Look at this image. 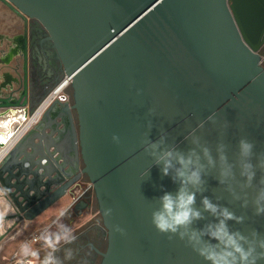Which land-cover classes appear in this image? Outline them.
I'll use <instances>...</instances> for the list:
<instances>
[{
    "label": "water",
    "instance_id": "obj_1",
    "mask_svg": "<svg viewBox=\"0 0 264 264\" xmlns=\"http://www.w3.org/2000/svg\"><path fill=\"white\" fill-rule=\"evenodd\" d=\"M3 1L24 20L13 51L22 54L24 69L21 95L14 89L0 96V114L15 108L19 132L56 87L33 102L29 18L48 30L65 76L72 77L74 100L66 93L55 98L2 157L0 188L11 205L3 220L14 221L0 229V243L66 195L79 200L77 207L88 205L84 194L77 195L87 180L108 234L106 250L98 249L100 264H207L184 241L153 226L157 198L175 193L178 185L153 166L141 140L166 133L168 144L186 152L194 134L214 157L217 144H225L234 163L238 141L247 138L257 163L264 153V0ZM235 172V180L221 184L219 166L209 167L196 206L208 196L244 217L241 224L229 222L233 230L264 235V215H255L252 203L264 172L257 168L253 187L243 190ZM229 188L241 198L234 199ZM245 199L248 206L242 207ZM205 217L194 226L213 220Z\"/></svg>",
    "mask_w": 264,
    "mask_h": 264
},
{
    "label": "clouds",
    "instance_id": "obj_2",
    "mask_svg": "<svg viewBox=\"0 0 264 264\" xmlns=\"http://www.w3.org/2000/svg\"><path fill=\"white\" fill-rule=\"evenodd\" d=\"M154 109L149 114L154 113ZM151 121L148 122L149 129ZM113 141L119 143V137L113 135ZM192 147L186 152L180 151L175 145L167 142V134L162 133L159 139L153 140L147 135L141 140L144 153L153 160V166H159L163 176H171L172 181L178 185L175 193L165 191L157 198L158 207L151 214V221L155 229L168 235L169 239L178 237L191 247L207 264H258L264 261V235L253 230L244 234L240 230H233L229 222L243 223L244 217L237 216L226 206L214 203L208 196H202L201 207H197V194L205 191L204 176L209 167L219 166V180L221 184H227L236 179L235 169L238 168L239 176L243 179L241 190L252 188L256 178V169L264 172V153L253 164L255 144L247 139L238 141V155L236 161L230 162L226 155V145L219 143L216 146V156L212 149L201 142L196 135L190 137ZM150 168L141 174V178L149 175ZM234 199H240L233 189L229 188ZM7 190L0 188V222L9 211L11 205L4 199ZM255 215H264V176L259 180L252 200ZM248 201L244 200L242 207H247ZM111 209L105 214L110 215ZM205 213L213 217L212 221L202 227H195L197 222L205 220ZM64 213H60L63 217ZM60 217L53 224L45 228L33 241H25L19 248V259L16 264H61L55 255L60 250V245L71 244L76 237L72 229L60 222ZM55 227V231L51 227ZM115 231L124 234V230L116 226ZM41 242L46 254L41 259L40 251L32 245ZM72 250H65V258H72Z\"/></svg>",
    "mask_w": 264,
    "mask_h": 264
},
{
    "label": "bare ground",
    "instance_id": "obj_3",
    "mask_svg": "<svg viewBox=\"0 0 264 264\" xmlns=\"http://www.w3.org/2000/svg\"><path fill=\"white\" fill-rule=\"evenodd\" d=\"M23 23L22 17L3 0H0V96H8L14 89H17L15 92L19 96L22 93L19 87L21 73L24 69L23 56L22 54L15 55L13 51L17 44V37L22 32ZM8 53H10V56L6 62L5 58ZM69 82V77L63 79L53 90L51 98L58 96L69 85ZM51 98L35 112L29 121L23 124L19 132L15 131L22 123L16 121L19 113L16 112L15 108H11L9 113H5V115L0 114V141L6 143L3 147H0V158L6 154L20 135L40 119Z\"/></svg>",
    "mask_w": 264,
    "mask_h": 264
},
{
    "label": "flooded vegetation",
    "instance_id": "obj_4",
    "mask_svg": "<svg viewBox=\"0 0 264 264\" xmlns=\"http://www.w3.org/2000/svg\"><path fill=\"white\" fill-rule=\"evenodd\" d=\"M28 42L31 92L33 99L39 101L49 90L53 89L65 78V66L57 54L48 30L35 18L28 19ZM262 50L260 51V55L261 64L263 65ZM68 97L70 102H73V90L71 96ZM83 187L82 191L86 190L87 182L83 181ZM90 190L92 188L87 189L83 197ZM78 202L79 200H76L70 212L64 215H68L71 218L76 217L77 212L81 210L80 207L76 206ZM79 253L85 254L84 259H79L76 264H98V254L93 251H88L90 256L86 255V251H80Z\"/></svg>",
    "mask_w": 264,
    "mask_h": 264
},
{
    "label": "crops",
    "instance_id": "obj_5",
    "mask_svg": "<svg viewBox=\"0 0 264 264\" xmlns=\"http://www.w3.org/2000/svg\"><path fill=\"white\" fill-rule=\"evenodd\" d=\"M85 182L88 183L87 180ZM80 193L81 192L78 191L77 195H79ZM82 198L83 201L89 202L88 205L82 207L81 210L79 209L80 211L77 212L76 216V218L78 220H82L84 224V228H82L80 232L83 241H85V243L82 244V247H86L87 256H90V253L88 254V251L90 250L98 254V264H100L102 260V255L98 251V249L100 251H105L107 248V229L105 228L103 218L99 213V207L97 205V200L95 198L93 190L87 192ZM74 202L75 200L70 195H66L33 220H25L19 223L11 231V233L1 241L0 250H3L8 246L15 244V242L24 234V232L35 229L36 227H41L44 223L47 222L52 223L54 220L60 217L61 212H63L64 214H68ZM60 219H62V217H60ZM13 221V219L3 220L2 222H0V229L4 231L5 227L12 224ZM61 246L63 248H66V245L63 243L61 244ZM57 257L60 258L59 255Z\"/></svg>",
    "mask_w": 264,
    "mask_h": 264
},
{
    "label": "rangeland",
    "instance_id": "obj_6",
    "mask_svg": "<svg viewBox=\"0 0 264 264\" xmlns=\"http://www.w3.org/2000/svg\"><path fill=\"white\" fill-rule=\"evenodd\" d=\"M262 62L264 65V48L262 50ZM72 81L70 82V84L57 96V98H59V96L63 93H66L68 96H71L72 94V85H71ZM54 90V89H53ZM52 92V91H51ZM33 102L34 99L32 97ZM93 190V189H92ZM94 192V190H93ZM100 215L101 212L99 211ZM102 216V215H101ZM60 222L63 224H66L67 226H69L72 229L73 234L75 235L76 239L73 243L71 244H67L66 248H63L60 245V250L55 254L56 256H60L59 260L61 261V264H76L77 261H79V259H84V255L85 254H80V251H86V247H82V244L85 243V241H83L82 236L80 235V232L82 230V228H84V224L82 220H78L76 217H69L68 215H64L62 217V219H60ZM53 224L52 223H44L41 227H36L35 229L29 230L27 232H24V234L15 242V244L8 246L7 248L0 250V263H2L5 259L4 256H10L12 253H14L15 251H19L20 245L29 237H31L32 234L39 232V231H43L45 228L51 226ZM52 231H55V227H51ZM35 249H38L40 251V256L41 259L43 258V256L46 254V249L43 248L42 243L41 242H35L32 245ZM82 247V248H81ZM66 249H71L72 250V258L71 259H66L65 257V250ZM35 264H39V261H36Z\"/></svg>",
    "mask_w": 264,
    "mask_h": 264
},
{
    "label": "built area",
    "instance_id": "obj_7",
    "mask_svg": "<svg viewBox=\"0 0 264 264\" xmlns=\"http://www.w3.org/2000/svg\"><path fill=\"white\" fill-rule=\"evenodd\" d=\"M67 77H69L68 75H66L65 76V78H67ZM64 78V79H65ZM69 80H70V82L72 81V77H69ZM70 82H69V84H70ZM52 93H53V91L52 92H50L49 94H48V96L42 101V103L40 104V106L37 108V110L46 102V101H48V99L49 98H51V96H52ZM57 96H54V97H52L50 100H49V103L46 105V108L50 105V103L56 98ZM46 108H45V110H46ZM36 110V111H37ZM44 110V111H45ZM44 111L42 112V114L44 113ZM35 114V113H34ZM42 114H41V116H42ZM32 117V116H31ZM31 117H29V119L31 118ZM41 118V117H40ZM3 157V156H2ZM2 157L0 158V161H1V159H2ZM89 188H92L93 189V186H92V184L90 183V182H88L87 183V188H86V190L87 189H89ZM86 190H84V191H82V190H79L82 194H84L85 192H86ZM78 193V192H77ZM42 231H39V232H36V233H34V234H32L31 235V237H29L28 239H26L25 241H33V239H34V237H37L40 233H41ZM24 241V242H25ZM20 257H19V251H15L14 253H12L10 256H8V257H5V259H4V261L2 262V263H0V264H16V262H17V260L19 259ZM34 264H35V262H34Z\"/></svg>",
    "mask_w": 264,
    "mask_h": 264
}]
</instances>
